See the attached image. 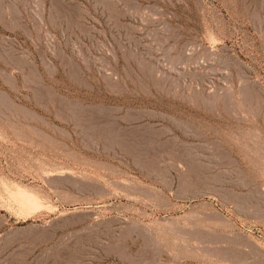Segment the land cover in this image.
<instances>
[{"label":"rangeland","instance_id":"1","mask_svg":"<svg viewBox=\"0 0 264 264\" xmlns=\"http://www.w3.org/2000/svg\"><path fill=\"white\" fill-rule=\"evenodd\" d=\"M0 264H264V0H0Z\"/></svg>","mask_w":264,"mask_h":264},{"label":"bare ground","instance_id":"2","mask_svg":"<svg viewBox=\"0 0 264 264\" xmlns=\"http://www.w3.org/2000/svg\"><path fill=\"white\" fill-rule=\"evenodd\" d=\"M31 194V193H30ZM28 194V195H30ZM41 204V202L35 200V199H28L25 201V206L24 207H29V208H35L38 207ZM42 206V205H41ZM45 207V206H44ZM52 207V206H51ZM26 209V208H25ZM214 222V221H213ZM34 229V228H33Z\"/></svg>","mask_w":264,"mask_h":264}]
</instances>
